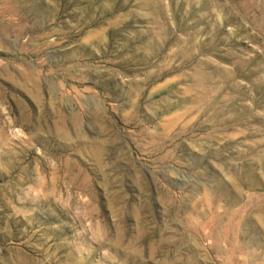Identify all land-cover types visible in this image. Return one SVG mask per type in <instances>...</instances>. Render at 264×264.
Masks as SVG:
<instances>
[{
  "label": "rangeland",
  "instance_id": "1",
  "mask_svg": "<svg viewBox=\"0 0 264 264\" xmlns=\"http://www.w3.org/2000/svg\"><path fill=\"white\" fill-rule=\"evenodd\" d=\"M0 264H264V0H0Z\"/></svg>",
  "mask_w": 264,
  "mask_h": 264
}]
</instances>
